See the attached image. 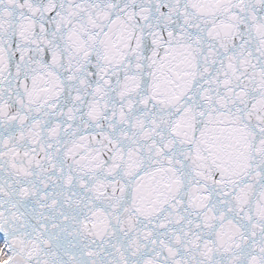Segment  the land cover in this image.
<instances>
[{"label": "snow or ice", "instance_id": "6c2138e0", "mask_svg": "<svg viewBox=\"0 0 264 264\" xmlns=\"http://www.w3.org/2000/svg\"><path fill=\"white\" fill-rule=\"evenodd\" d=\"M0 264H264V0H0Z\"/></svg>", "mask_w": 264, "mask_h": 264}]
</instances>
